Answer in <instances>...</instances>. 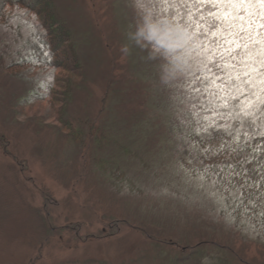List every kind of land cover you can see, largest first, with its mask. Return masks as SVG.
Here are the masks:
<instances>
[{
  "label": "rangeland",
  "instance_id": "rangeland-1",
  "mask_svg": "<svg viewBox=\"0 0 264 264\" xmlns=\"http://www.w3.org/2000/svg\"><path fill=\"white\" fill-rule=\"evenodd\" d=\"M54 2L78 63H18L30 32L0 27V264H264L259 243L222 248L211 231L224 225L185 194V137L199 139L196 119L167 100L177 81L139 34L134 0ZM1 14L41 27L18 3ZM256 47L230 82L239 89L233 127L252 135L264 131Z\"/></svg>",
  "mask_w": 264,
  "mask_h": 264
},
{
  "label": "snow or ice",
  "instance_id": "snow-or-ice-1",
  "mask_svg": "<svg viewBox=\"0 0 264 264\" xmlns=\"http://www.w3.org/2000/svg\"><path fill=\"white\" fill-rule=\"evenodd\" d=\"M164 2L176 10L154 12L139 20V34L154 53L169 62L172 78L203 101L200 111L194 113V132L199 139L185 137L189 155L183 166L190 190L185 194L212 206L232 223L241 214H255L257 207L264 210V139L257 140L264 138V131L252 135L243 127L234 129L229 108L239 94V89L230 88L232 80L241 79L236 70L248 64L246 57L257 45H264V0ZM31 27L35 29V25ZM172 29L188 34L187 46H164L166 40H173ZM36 39H40L38 35ZM40 47L44 59L27 58L28 62L51 61L46 45L41 42ZM257 63H264V58L256 56L251 65L254 71H259ZM216 156L225 159L213 160Z\"/></svg>",
  "mask_w": 264,
  "mask_h": 264
},
{
  "label": "trees",
  "instance_id": "trees-1",
  "mask_svg": "<svg viewBox=\"0 0 264 264\" xmlns=\"http://www.w3.org/2000/svg\"><path fill=\"white\" fill-rule=\"evenodd\" d=\"M7 2L9 4L15 5L16 3L26 6L30 8L41 20V27H37L28 19H24V17L20 15H11V16H4L1 14V9L3 4ZM174 2V0H173ZM139 20L145 19L148 15L154 12L160 11H175V8H170L168 3H165L164 0H134ZM143 5L141 7L140 5ZM54 0H0V27H9V29L17 30L22 27H26L30 32L28 35V39L26 44L24 45V51L16 54V58L18 60L25 59L24 63L28 64H35L32 62H28L27 58H31L33 60H43V50L40 47L41 42L44 43L47 49L52 54V59L49 63H41L42 65H49V66H66L67 61H71L67 65H71L72 62L78 63V54L76 50V44H73V37L68 25H66L64 18L59 14L55 7ZM143 14V15H142ZM35 25V29L31 26ZM141 30V25H140ZM39 36V40L36 39V36ZM145 38V36H144ZM146 39V38H145ZM190 37L187 33L183 32L180 29H176L173 31V40L172 41H165L164 46L168 44H179L181 46H187ZM147 41V40H146ZM145 45L148 47V42H145ZM149 49V47H148ZM55 50V51H54ZM64 51V55H57L55 54L56 51ZM71 53V54H70ZM154 53V52H153ZM156 54V53H154ZM158 55V54H157ZM12 58V56H11ZM60 59V61H56ZM13 60V59H12ZM11 60V64L13 61ZM169 65V62H167ZM77 65V64H76ZM169 67V66H168ZM171 71V70H170ZM195 83V81H193ZM169 94L167 95V100L169 102L176 101L180 108L190 110L191 113L199 112L200 108L199 105L202 103V100H197L192 94L184 90V86L175 83L174 86L168 87ZM182 111V110H181ZM180 111V115L182 116V112ZM155 118V117H154ZM186 122V121H184ZM264 139V138H262ZM261 140V139H260ZM256 141L253 142L255 144ZM245 151H250V149H245ZM216 161H223L225 157L223 156H216L212 158ZM185 202V201H183ZM190 202V201H189ZM189 202H185L188 203ZM197 204L193 202L190 204L191 206ZM208 211L211 213L210 217L214 225L217 223L220 225H224L226 228V232L215 233V231H211V228H207L205 226H201L200 230L205 229L206 231L213 232L214 234L218 235L221 234V238L226 242L229 246L233 239H240L244 243H251L255 242V244L259 243L260 245H264V230H260V227H264V210L260 207H257L255 210V214L250 216H245L243 214L236 216L235 221L230 223L228 219H226L222 213H217L212 206L208 207ZM212 223V224H213ZM210 225V224H208ZM213 228V226H212ZM205 243L202 242L197 245L196 251L191 252L192 254H200L201 250H203V246ZM202 246V248H200ZM227 248V247H226ZM189 250V249H188ZM190 255V254H189Z\"/></svg>",
  "mask_w": 264,
  "mask_h": 264
}]
</instances>
